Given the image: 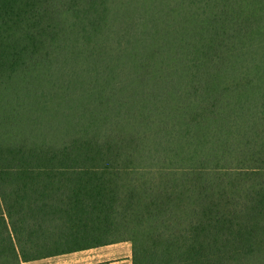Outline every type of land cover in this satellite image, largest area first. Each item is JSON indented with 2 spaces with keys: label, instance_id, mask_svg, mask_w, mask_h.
I'll list each match as a JSON object with an SVG mask.
<instances>
[{
  "label": "trees",
  "instance_id": "trees-1",
  "mask_svg": "<svg viewBox=\"0 0 264 264\" xmlns=\"http://www.w3.org/2000/svg\"><path fill=\"white\" fill-rule=\"evenodd\" d=\"M264 264V0H0V264Z\"/></svg>",
  "mask_w": 264,
  "mask_h": 264
},
{
  "label": "rangeland",
  "instance_id": "rangeland-1",
  "mask_svg": "<svg viewBox=\"0 0 264 264\" xmlns=\"http://www.w3.org/2000/svg\"><path fill=\"white\" fill-rule=\"evenodd\" d=\"M104 249L102 252L89 250L66 255L60 258L62 261L59 264H131V244L121 243Z\"/></svg>",
  "mask_w": 264,
  "mask_h": 264
},
{
  "label": "crops",
  "instance_id": "crops-1",
  "mask_svg": "<svg viewBox=\"0 0 264 264\" xmlns=\"http://www.w3.org/2000/svg\"><path fill=\"white\" fill-rule=\"evenodd\" d=\"M114 246V245H112ZM108 247H111V246H107V247H102V248H98V249H94L95 250H99V251H103L105 250L104 248H108ZM90 251H93V250H90ZM84 252H88V251H84ZM79 253H82V252H79ZM76 254V253H74ZM66 255L64 256H59V257H55V258H49V259H45V260H41V261H37V262H32L33 264H36L38 262L40 263H43V264H59L62 260L60 259L61 257H65ZM26 264H31V263H26Z\"/></svg>",
  "mask_w": 264,
  "mask_h": 264
}]
</instances>
